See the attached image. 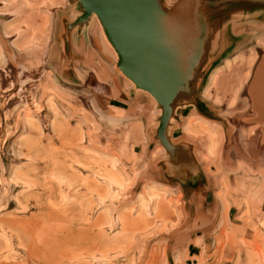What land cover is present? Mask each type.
I'll list each match as a JSON object with an SVG mask.
<instances>
[{
    "label": "rangeland",
    "instance_id": "374dc122",
    "mask_svg": "<svg viewBox=\"0 0 264 264\" xmlns=\"http://www.w3.org/2000/svg\"><path fill=\"white\" fill-rule=\"evenodd\" d=\"M74 2L0 0V264H264V235L241 238L226 218L232 204L246 220L264 214V121L248 94L264 56V2L217 17L209 2L201 6L212 38L176 99L201 98L214 110L215 122L192 115L184 124L194 141L180 154L193 162L189 172H201L194 195L167 172L174 161L156 117L162 108L139 91L153 110L114 115L101 71L87 75L82 63L77 78L86 52L62 46ZM151 2L168 11L178 0ZM239 55L205 97L215 68ZM196 117L215 123L217 137L197 123L188 132ZM133 123H142L141 143L129 134ZM208 233L206 247L188 249Z\"/></svg>",
    "mask_w": 264,
    "mask_h": 264
},
{
    "label": "water",
    "instance_id": "95a60500",
    "mask_svg": "<svg viewBox=\"0 0 264 264\" xmlns=\"http://www.w3.org/2000/svg\"><path fill=\"white\" fill-rule=\"evenodd\" d=\"M77 1L84 11L77 23L91 14L97 17L118 56L117 68L136 88L151 94L162 108L163 129L168 105L185 86L203 51L207 24L201 14L204 1L178 0L168 11L154 6L151 0ZM185 25L193 39L178 42ZM169 57L172 59L168 60ZM163 72L172 74L162 79L158 74ZM167 83L173 88L166 90L163 85ZM162 95L167 98L161 99Z\"/></svg>",
    "mask_w": 264,
    "mask_h": 264
},
{
    "label": "crops",
    "instance_id": "0c3cea01",
    "mask_svg": "<svg viewBox=\"0 0 264 264\" xmlns=\"http://www.w3.org/2000/svg\"><path fill=\"white\" fill-rule=\"evenodd\" d=\"M175 1V0H174ZM169 10V8H168ZM80 12L77 13V15L72 16L71 12H69L66 15L65 19L68 23V28H66V36L63 40L62 46L65 47L66 43L70 44L76 51L81 50L82 52H86V57L81 58L77 61V67L74 69L78 71L76 74L77 78H80L81 72H79L78 67L85 63L87 65V75H90L91 71L96 75V71H101L99 74V78H101L102 83L105 85L103 87H106V85L109 87V90L111 91V99L115 103L110 104L108 106V109L110 113L114 115H127L128 112L132 110H136L137 112H148L150 110H153L151 107V104L148 102H143L142 100L145 99V96H142L139 94V91L136 90L133 85L127 81L124 77V75H121V72L117 68V60L116 57L114 58L112 54L109 52H105L104 48L102 47L101 43L98 40V37L94 34V30L96 26H98V23L96 20H94L91 25L89 26L90 20L83 25L74 26L75 23H77V20L80 16ZM201 14L204 16L202 10ZM218 20V19H217ZM222 22V21H221ZM97 23V24H96ZM222 23H220L221 25ZM205 29L207 24H205ZM216 25V24H214ZM89 28L87 29V27ZM218 26V25H217ZM74 27V28H73ZM213 30V29H212ZM217 34L216 37L213 36L214 40V46H218L219 41V32H221V29L216 30ZM207 33H205L204 40L202 43V48L207 44L209 46L208 39L212 38V36H208ZM212 39V40H213ZM233 43V42H232ZM206 45V46H207ZM207 46V47H208ZM223 47V43L221 45ZM231 46V44L229 45ZM102 47V48H101ZM206 47V48H207ZM213 47V46H212ZM228 47V46H227ZM206 49L202 51V54H205ZM207 55V54H206ZM204 55V56H206ZM205 62H215L216 58H212L209 56L207 59H204ZM257 61V60H256ZM75 67V66H74ZM217 69V68H215ZM124 76V77H123ZM190 90V88H189ZM195 88H192L191 91L194 93ZM190 93L192 94V92ZM179 93H177L174 97V99L171 101V103L168 105V116L166 119V123L164 126V132L167 137V140L170 143L171 150V158H173V161L171 163L170 167H173L172 170L167 171L169 173H172L174 175H178L180 177H183L182 180L179 181V188L188 193H191V195L196 194L198 187V182L195 180V176L198 175V173H201L197 170L188 171L187 169H191L193 167V162L186 158L181 156V150L180 148H184L187 153L190 152L193 145V139L186 133L184 130V124L186 120L192 116H199L204 119H207L209 121L215 122L213 115L210 114L211 111H214L213 108L204 100V99H197V100H190L188 104L181 105L180 100L177 102L176 99L178 98ZM143 98V99H142ZM159 106V105H158ZM155 110H160L158 107ZM142 114V113H141ZM162 116V111L159 116H156L157 119L160 120ZM142 125V123H141ZM141 125L140 123H133L131 127H129L128 131L135 143H141L143 142V135L141 132ZM158 132V130H155V134ZM135 133V135H133ZM186 133V138L183 137V134ZM153 141L156 139L154 136ZM152 139H150L152 141ZM184 141V142H183ZM182 148V149H183ZM191 163V164H190ZM238 205V204H237ZM242 205V204H240ZM232 207H235L234 212L232 213ZM262 211V209H261ZM207 218L206 221L211 222L210 216H205ZM227 221L230 225L231 230L234 232L239 233L241 238H244V234H248V239L251 241L254 237L257 235L261 236L264 235V214H255L254 217H249L247 220L245 219V214L242 213V206H236V204H232L226 214ZM207 237L201 236L200 239L194 238L190 239V242L188 243V249H198L203 245L206 247L205 241L209 239L210 233L206 235ZM208 246V245H207ZM188 254H192L190 250H188Z\"/></svg>",
    "mask_w": 264,
    "mask_h": 264
},
{
    "label": "bare ground",
    "instance_id": "6f19581e",
    "mask_svg": "<svg viewBox=\"0 0 264 264\" xmlns=\"http://www.w3.org/2000/svg\"><path fill=\"white\" fill-rule=\"evenodd\" d=\"M203 1L204 2H209V5H211L213 7L214 12L216 13V17L224 15L225 12H229V9L231 10L232 8H235V7H241L244 4L248 5V4H258V3H263L264 2V0H203ZM78 4H79V2L77 0H75V2L70 6V12H71L72 16L77 15V13H78ZM201 10H205V12H207V8H201ZM90 18H91V20H90L89 26L91 25V23L94 20H96L98 22V26H96V28L94 30V34L98 37V40L101 43L102 47L104 48L105 52H109L110 54H112V56L114 58L116 57V60H118V56H117L115 50L113 49V47L111 46V44L109 43V41L107 40V38L105 36V33H104V30H103V27L101 26L99 20L97 19V17L94 14H91L89 16V19ZM89 26L87 27V29L89 28ZM178 36H180V37H177L178 42L181 39L183 41H185L187 38L189 40L193 39V37H192V35H191L190 31H189V27H187L186 25L184 27H182V31H181V33ZM201 56H202V53L199 56V59H198L197 63H195L194 67L192 68V73H193V70H194L196 64H198L200 62ZM256 57H257V54H255V53H251L250 54L248 60H253L251 66H250V69H251L252 65L254 64V62L256 60ZM171 59H172V57L168 58V60H171ZM238 60H242V55H239V56L235 57L233 59V61L226 60L222 67H219V68L214 70V72L210 75L209 82H208V84H207V86H206V88H205V90L203 92V95L205 97L208 96V91H209L211 85L213 84L214 78L217 75V73H219L220 71L226 70L229 67V65L234 64ZM250 69H249L248 76L250 74ZM192 73H191V75H192ZM121 74H122V72H121ZM171 74L172 73L169 74V73H164L163 72V73L158 74V75L160 76V78L165 79L167 77H170ZM125 79L127 81H129L136 90L147 94L152 99V101L154 102V104H155L154 108L158 107L157 100L151 94H149L147 91H144L142 89L136 88V86L134 85V83L131 80L127 79L126 77H125ZM163 86L167 87L166 90H170V89L173 88V86L172 85H168V83L164 84ZM185 88L187 89V84H185ZM184 91H186V90H184ZM182 93L184 94L186 92H182ZM168 94H169V92H168ZM248 94H249V97H250L251 102H252V109L257 114V119L264 121V56L262 57L261 61L259 62L257 72H256V74H255V76L253 78V82L251 83V86H250ZM166 98H167V95H162L161 96V99H166ZM205 120H207V119H205ZM210 122H212V121H210ZM195 123H197L199 125L198 129H202V130L204 129V127L208 126L209 128H211L215 132L216 137H217L215 123H213V125H210V124L204 122L203 120H201L199 117H196L195 119H193L192 121H189L185 125L186 130L188 132H190L191 134L193 132L192 131V127H193V125ZM207 142H208V144H207V149L206 150H207L208 154H211V141L208 139ZM216 144H217V140H216ZM214 148H215V146H214ZM180 150H182V148H180L179 151ZM171 151L173 152V150H171ZM213 151H214V149H213ZM149 188L152 189V190H154V189H157L159 191L162 190V192H165V193L168 194V191L165 188H158L157 186H154V185H150ZM146 190H147V188H146ZM141 200H142L141 205L144 206L143 197H141ZM171 204H173V203L171 202ZM142 211H144V210H142Z\"/></svg>",
    "mask_w": 264,
    "mask_h": 264
}]
</instances>
